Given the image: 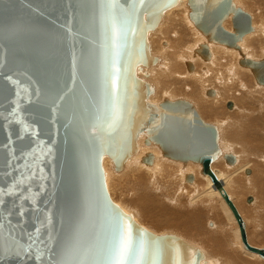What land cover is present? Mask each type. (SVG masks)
<instances>
[{"label":"water","instance_id":"obj_1","mask_svg":"<svg viewBox=\"0 0 264 264\" xmlns=\"http://www.w3.org/2000/svg\"><path fill=\"white\" fill-rule=\"evenodd\" d=\"M177 1L145 0L140 5L137 0H118L126 9L136 3L138 11L135 33L126 47L119 42L117 57L105 0H0V223L5 237L10 224L18 240L15 253L7 250L11 242L6 243L0 264L106 260L97 253L112 240L117 221L131 224L134 240L159 238L165 243L158 264H198L201 250L175 235L149 232L111 201L100 165L105 153L121 168L144 129L145 143L153 140L170 158L199 162L201 173L208 174L215 187L222 186L210 168L220 152L216 126L205 122L187 100L147 102L144 96L151 87L134 73L137 64L156 61L149 55L146 31ZM209 1L188 0L191 18L209 39L237 48V40L251 30L249 13L232 0ZM229 13L232 32L222 26ZM200 53L208 56L207 47ZM113 60L118 74L111 67ZM240 63L250 66L256 81L264 84V58H242ZM110 93L119 98V113L113 112ZM137 106L150 124L127 127V121L131 125L136 119ZM122 129L130 133L123 148L118 142ZM224 158L234 161L231 153ZM152 159L151 153L142 158L146 163ZM14 183L19 187L7 195ZM223 198L239 224L243 244L264 258V246L247 243L239 213L226 193ZM69 244L75 245L74 256L65 255Z\"/></svg>","mask_w":264,"mask_h":264},{"label":"bare ground","instance_id":"obj_2","mask_svg":"<svg viewBox=\"0 0 264 264\" xmlns=\"http://www.w3.org/2000/svg\"><path fill=\"white\" fill-rule=\"evenodd\" d=\"M209 2L214 4L218 0H210ZM239 2L243 3L244 0L243 2L242 0H232L235 7L241 8ZM181 3V7H177ZM246 5H248L247 2ZM190 14L191 6L188 0H178L176 4L163 10L155 26L146 31L149 55L156 57V61L147 65L137 64L134 73L137 78L148 83L151 87L150 93L145 94L144 90L140 91V97L145 94L144 98L147 102L158 105L164 99L177 100L173 98L175 91H177L192 97L203 115L217 119L224 130L223 133H220L223 134L222 140L225 144L222 142L224 148L220 147L227 151L223 152L219 148V155L211 162L210 168L214 171L222 186L221 188L215 187L208 174L201 173L199 162L195 163L200 166L198 168L199 173L205 175L202 179L198 178L195 167L192 168L191 165L186 167L189 164L187 162H194L193 160L183 161L170 158L163 153L159 144L153 140L145 143L147 131L143 129L138 132L135 138L136 149L125 155L121 168L116 169L113 159L108 154H102L100 165L105 188L112 202L123 212L130 215L137 224L153 234H170L157 233L153 231L154 229L160 231V229L167 228L176 231L186 226L188 230L192 231H189V234L192 233L195 237H198L200 235L198 228L201 225L199 226L197 222L199 219H206V221L204 220L206 222L204 234L216 246L220 247L219 252L216 251L217 247L214 245L213 248L215 247V249L213 250L216 253L212 254L206 251L207 260L201 249L180 238L190 246L201 250L202 257L199 259L198 264H239L240 257L236 254L238 250L248 258H246L247 260L253 258L260 261L258 260L260 258L264 261V258L259 256L257 252L249 250L243 244L239 224L223 198V194L226 193L240 215L247 243L256 247L255 245L259 242L255 238L264 237V84L258 83L251 67L241 64L240 60L247 58L256 61L264 58V13L261 14L260 23L257 22L259 19L253 18L252 20L249 14L251 30L245 32L237 40V48L209 39L196 26ZM232 16L233 13H229L222 21V26L231 32L234 31L231 22ZM143 20H147L146 13H143ZM179 24L182 25L183 30L177 28ZM253 31L255 33L250 34ZM252 38L256 39V50L259 47L262 49L261 58L259 56L257 59L253 58L256 53L250 51L249 48ZM208 42L224 44L233 48V50L235 49V51L227 50L230 48L224 46L227 49L214 46ZM203 46L208 49V56L206 57L200 53ZM196 53H199L204 60L208 59V61L201 60L196 56ZM189 58L193 60H189ZM188 62L192 65L190 69L187 67ZM183 63H185L189 73L184 72ZM240 65L250 69L251 75H253L252 78L254 77L257 85L252 84L250 76L246 75L248 71ZM212 86L215 90L208 88ZM230 98H234L236 101L234 99V102L229 100L231 106L227 107L225 102ZM223 105L230 110H227L226 107L224 109ZM135 109L136 119L132 120L131 125L130 120L127 121V127L139 128L140 124H150L146 119V115L143 114V109L140 106ZM219 115L224 117H219ZM90 131L93 132L94 129H90ZM120 133L121 136H118V142L123 148L129 141L130 133L123 129ZM217 133L219 137L218 128ZM152 144H156L161 153ZM147 145L150 146L147 147ZM228 150L236 153L233 162H228L224 158V154L229 153ZM147 153L153 155L151 163L142 160ZM162 156L187 164L183 166L177 163H166ZM223 159L229 166L216 168L215 161H223ZM139 162L148 166V168L140 165ZM165 164L168 165H166L167 169L164 168ZM196 166L198 167V165ZM245 169H250L251 174L249 173L250 170L248 172L246 170L245 173ZM187 174L193 175L192 180L186 179ZM127 177L130 186L123 184L124 186L121 188L120 180L127 179ZM129 182L127 181L128 185ZM116 191H119L122 201L119 198L116 201ZM248 194L252 195L250 200H247L251 204H244L243 197ZM250 222L254 225L253 230L255 232H251ZM184 228L182 229L184 230ZM229 229L232 232V241L227 237ZM201 231L203 232V230ZM180 234L184 235L187 238L186 240L191 243L201 244L198 242L201 236L196 241V238L193 239L183 233ZM256 234L257 236H255ZM207 242L209 243L208 240ZM211 245L213 244L209 245L210 248ZM262 245L256 248H261L264 246ZM236 249L238 250L236 251ZM247 262L246 264H248ZM162 264L165 263L162 262Z\"/></svg>","mask_w":264,"mask_h":264},{"label":"snow or ice","instance_id":"obj_3","mask_svg":"<svg viewBox=\"0 0 264 264\" xmlns=\"http://www.w3.org/2000/svg\"><path fill=\"white\" fill-rule=\"evenodd\" d=\"M137 3L143 5L145 0H137ZM136 3L130 8H124L118 0H105L104 15L107 20V25L112 36L113 46L117 49L116 56L120 54L119 49L121 43L126 47L128 38L131 34L135 33V28L132 27L134 18L137 13ZM111 67L115 69V73H119V68H116V62L113 60L110 62ZM118 79V75H117ZM114 86H117L116 79L112 81ZM112 109L114 113H119V98L109 94ZM113 123H115V116L111 117ZM112 127V124H109ZM19 187V183H14L10 186V190L6 193L12 195ZM4 203L0 200V204ZM9 232L7 237L4 235L5 225L0 223V251L5 250V245L9 241L11 242L7 250L16 252L18 247V240L13 235L10 224L8 225ZM35 243V242H33ZM32 244H29V248ZM23 251V248H20ZM166 251V245L159 238L154 240H146L143 237L133 239L132 226L129 223L121 225L117 221L116 231L112 240L102 249L98 250V255L106 257V260L94 261L93 264H158L157 258L164 255ZM66 256L75 255V245L69 244L65 249ZM60 264H80V261L72 259L61 261ZM178 264V262H177Z\"/></svg>","mask_w":264,"mask_h":264},{"label":"rangeland","instance_id":"obj_4","mask_svg":"<svg viewBox=\"0 0 264 264\" xmlns=\"http://www.w3.org/2000/svg\"><path fill=\"white\" fill-rule=\"evenodd\" d=\"M242 2H243V0H242ZM245 2V3H244ZM244 2L243 3H240L239 5H240V7L243 9V10H245L246 12H248L250 15H251V18H252V20H253V18L254 19H259V20H257V22L258 23H260V18H261V14H263L264 13V0H244ZM246 2H247V4L248 5H246ZM181 5H182V3L179 5V6H177V7H181ZM259 7H258V6ZM257 8H259L258 10H257ZM261 11V12H260ZM259 12H260V14H259ZM177 28L179 29V30H183V27H182V25L181 24H179V26H177ZM195 30V29H194ZM196 31V30H195ZM197 32V31H196ZM253 33H255V31H253L252 33H250V34H253ZM201 34V33H200ZM202 36H203V34H202ZM204 38H205V36H203ZM256 39L255 38H252V40H251V43H250V45H249V48H250V51H253L254 53H256V55H253L254 57L253 58H256L257 59V57L259 56L260 57V55H261V51H262V49H260V47L256 50ZM243 42V40L241 41V43ZM208 43H211V42H208ZM211 44H213L214 46H218V47H222V48H224V47H227V46H225L224 44H220V43H214V42H212ZM216 44V45H215ZM224 46V47H223ZM165 47H167V46H165ZM227 48H230V47H227ZM227 48H224V49H227ZM227 50H233V48H230V49H227ZM258 51V52H256V51ZM233 51H235V49L233 50ZM237 51V50H236ZM252 52V53H253ZM253 53V54H254ZM251 54V53H250ZM196 56H198L201 60H203V61H208V59L207 60H204L200 55H199V53H196ZM248 56V55H247ZM262 56V55H261ZM248 57H250V56H248ZM261 58V57H260ZM260 58H258V59H260ZM193 60L192 58H189V60ZM158 64V63H157ZM184 65V66H183ZM183 67L185 68H183L185 71L184 72H188L189 73V71H187V69H186V66H185V63H183ZM241 66V65H240ZM241 67H243V68H245L248 72L246 73V75L251 79V82H252V84H256L257 85V83L255 82V80H254V77L252 78V76L253 75H251L252 73H251V71H250V69L248 68V67H244V66H241ZM191 74V73H190ZM249 74V75H248ZM259 86V85H258ZM208 88H212L213 90H215V88L212 86V87H208ZM177 91H175V95H174V97L173 98H175V99H185V100H187V101H189L190 103H192V105L195 107V109L197 110V112H198V114L200 115V117L205 121V122H207V123H211V124H213V125H215L217 128H218V132H219V134L221 135V133H223V129H222V127L220 126V124H219V122L217 121V119H214V117H212V116H208V117H206L205 115H203L202 114V112H201V110H200V108H199V106H198V104L196 103V101L192 98V97H190L189 95L187 96V95H185V93L183 94V93H178ZM155 94V92L153 93V95ZM205 96H206V94H205ZM171 99V98H170ZM234 98H230V99H228L225 103H227L229 100L230 101H232V102H234V100H233ZM236 101V100H235ZM225 105V104H224ZM223 105V108L224 109H226L227 107L226 106H224ZM226 107V108H225ZM227 110H230L229 108H227ZM212 117V118H211ZM219 117H224V116H222V115H219ZM219 124V125H218ZM221 132V133H220ZM220 135H219V137H218V145H219V148L221 149V151H223V152H226L227 150L226 149H222V148H224L222 145V142H224L223 140H222V135H221V137H220ZM220 141V142H219ZM224 144H225V142H224ZM153 146H155L156 147V149H158V151L160 152V150H159V147L156 145V144H152ZM148 146H150V145H147V147ZM222 148H221V147ZM231 151V150H230ZM229 150H228V152L229 153H231V154H233V155H235L236 153H234L233 151H231L230 152ZM161 153V152H160ZM221 156V155H220ZM219 156V157H220ZM163 157V156H162ZM166 158V159H165ZM110 159V158H109ZM163 159L166 161V163H177V164H181V165H186L187 163H189V164H187V166L186 167H189V165H191L192 166V168L193 167H195L196 168V170H197V176H198V178H200V179H202V178H204L205 177V175H202L201 173H199V170H198V168L200 167L199 166V164L198 163H195V162H192V161H189V162H187V163H185V164H183V162H181V161H177V160H173V159H170V158H167V157H163ZM220 160V159H219ZM219 160H217V161H215L214 163H215V165L217 166H215L216 168H221V166H225V165H228L229 166V164H227L226 162H225V159H223V161H222V163L224 164H222L221 163V161H219ZM111 161V160H110ZM219 161V162H218ZM179 162V163H178ZM140 163V162H139ZM191 163H193V164H191ZM140 165H143L144 167H146V168H148V166H145L144 164H142V163H140ZM167 164H165V169H167L168 167V165L166 166ZM196 165H198V167L196 166ZM235 165V164H234ZM251 169V168H250ZM249 169V170H250ZM124 170V169H123ZM122 170V171H123ZM246 170L247 169H245V173H246ZM122 171H120V172H122ZM120 172H116V173H120ZM250 174H251V170H250V172H249ZM248 174V173H247ZM129 178L127 177V179H121L120 180V183H121V188H123L122 186H130V182H129V180H128ZM124 182H123V181ZM127 181L129 182V185L127 184ZM126 182V183H125ZM188 183V182H187ZM124 184V185H123ZM106 187V186H105ZM106 191H107V189H106ZM117 193L115 194V199H116V201H118V198H119V200L120 201H122V198H121V196H120V194L118 193L119 191H116ZM249 196H252L251 194H248V195H245V197H243V203L244 204H251V203H248L247 202V198L249 197ZM186 219V218H185ZM186 220H188V219H186ZM201 220V221H200ZM203 220V221H202ZM206 221V219H199L198 220V225L200 226H198L199 228V230L201 231V230H203V232L201 231H199V236L197 237H195V235H193L192 233H190L189 234V231L190 232H192L191 230H188V228L185 226V228L184 227H182V228H184V230L182 229V228H179L178 230H174V229H167V228H163V229H160V231H159V229L157 230H153V231H155V232H157V233H170V234H174V235H176V236H178L179 238H181V239H183L184 241H186L187 243H190V244H192V245H194V246H196V247H198L199 249H201L203 252H204V254H205V257L207 256L206 255V251H209L210 253H216L215 252V250H213V249H215V247H217L216 248V251H220L221 249H220V247H218V246H216L211 240H209V238H207L206 237V234H204L205 232V230H204V227L206 226L205 225V221ZM141 221V220H140ZM211 221H213V220H211ZM211 221H209V222H211ZM251 221V220H250ZM141 223L143 224V225H145L144 224V222L143 221H141ZM188 223V222H187ZM250 224V230H251V232L252 231H254L253 230V228H254V225H252L251 224V222L249 223ZM186 225V224H185ZM167 229V230H166ZM178 231V232H177ZM185 231V232H184ZM255 232V231H254ZM180 233H183V234H185L187 237L189 236V237H192L193 239H195L196 241H197V238H199L200 236V238H203V239H200L199 238V240L200 241H198V242H200L201 244H203V243H205V244H203V245H201V244H199V245H201V246H199V245H196V244H194V243H191L190 241H188V240H186L187 238H185L184 237V235H181ZM187 233H188V235H187ZM204 234V235H203ZM181 235V236H180ZM255 236H257V234L255 235ZM259 236V235H258ZM205 237V238H204ZM227 237H228V239L230 240V241H232V239H233V236H232V232H231V230L229 229L228 231H227ZM259 239H257V237L255 238V240L257 241V242H259V243H257V245H255L256 247H260V245H264V237L262 238V236H259L258 237ZM207 240L209 241V243L207 242ZM203 241V242H202ZM207 242V243H206ZM213 244V245H211L212 247V250H211V248H210V244ZM208 245V246H205V245ZM215 245V247L213 248V246ZM262 245V246H263ZM203 247V248H202ZM205 247V248H204ZM210 248V249H209ZM207 249V250H206ZM220 249V250H219ZM238 249H236V251H237ZM217 252V253H218ZM236 253V252H235ZM237 256H239L238 258L240 259L239 261H240V263L242 264H246V262L247 261H249V262H247L248 264H264V261H262L263 259H260L259 257V259L258 260H260V261H256L255 259H249V260H247L248 258L246 257V256H244V255H242L240 252H239V250L237 251ZM240 254V255H239ZM246 260H245V259ZM206 259H207V257H206ZM208 260V259H207ZM244 260V261H243ZM252 260V261H251ZM246 261V262H245ZM262 261V262H261ZM256 262V263H255ZM239 263V264H240Z\"/></svg>","mask_w":264,"mask_h":264}]
</instances>
